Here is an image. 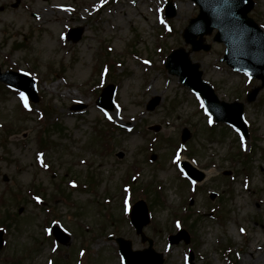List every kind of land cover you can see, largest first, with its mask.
Returning a JSON list of instances; mask_svg holds the SVG:
<instances>
[{
	"label": "rangeland",
	"instance_id": "1",
	"mask_svg": "<svg viewBox=\"0 0 264 264\" xmlns=\"http://www.w3.org/2000/svg\"><path fill=\"white\" fill-rule=\"evenodd\" d=\"M172 1L175 16L167 19L166 0H0L1 69L28 73L39 96L30 114L20 113L18 91L0 89V200L9 224L0 264H123L107 236L130 240L133 250L147 246L127 218L138 198L150 216L143 231L163 264H188L189 253L191 264H264V87L245 101L260 82L221 62L224 46L212 35L204 40L209 51L191 52L181 33L198 7ZM253 1L249 15L264 30V0ZM70 28L80 29L75 41L66 38ZM177 48L200 65L220 100L244 103L247 139L223 123L208 130L200 99L164 68ZM106 79L115 85L111 111L95 103L94 86ZM152 97L159 103L146 110ZM78 103L84 108L73 111ZM237 146L250 152L247 167L236 160ZM177 153L204 173L211 170L210 177L187 185L173 163ZM89 180L94 186L82 189ZM32 184L45 188L47 201L31 198ZM185 210L191 216L181 223ZM54 221L70 236L65 245L46 231ZM180 228L190 242L169 244Z\"/></svg>",
	"mask_w": 264,
	"mask_h": 264
},
{
	"label": "water",
	"instance_id": "2",
	"mask_svg": "<svg viewBox=\"0 0 264 264\" xmlns=\"http://www.w3.org/2000/svg\"><path fill=\"white\" fill-rule=\"evenodd\" d=\"M199 6L197 17L189 20L188 25L183 31L182 36L186 43L191 44V51L203 49L209 50L210 45L204 43L203 35L210 34L214 28L217 33L213 40L223 42L226 46L225 54L222 60H225L232 68L249 73L251 76L260 78L262 83L259 87L254 88L247 97V101H252L260 88L264 86V31L255 23L248 12L253 7L252 0H194ZM167 17L175 15V8L169 1L166 6ZM79 29H72L68 37L76 40L79 38ZM198 37V38H197ZM165 66L169 73L179 77L182 84L191 88L198 95L202 96L206 108L213 114L216 120H225L238 126L246 135V127L242 120L243 105L242 103H226L220 101L214 93L212 87L202 79V71L199 70V64L191 62L188 53L183 49L173 51L167 58ZM0 81L10 83L17 87L25 89L29 97L36 101L34 83L27 80L24 75L7 71L0 72ZM113 86L108 85L103 89V93L97 100V103L106 108L112 107ZM159 103V97H153L147 104V109L152 110ZM82 108L81 105L74 107ZM185 138V137H184ZM188 173L197 179L202 175L195 174L192 170ZM140 208V212H139ZM130 218L137 229L143 233L141 228L147 220V207L143 201H138L133 206ZM56 239L66 244L68 236L56 227L53 229ZM185 235L184 232L180 233ZM119 242L120 251L124 255L126 263L131 264L134 256L149 254L152 256L151 249L146 251H131L130 242L122 238L116 239ZM187 241V238L185 237ZM173 242L178 241V237L172 238ZM150 246L151 241L149 240ZM161 260H155L149 264H161Z\"/></svg>",
	"mask_w": 264,
	"mask_h": 264
},
{
	"label": "snow or ice",
	"instance_id": "3",
	"mask_svg": "<svg viewBox=\"0 0 264 264\" xmlns=\"http://www.w3.org/2000/svg\"><path fill=\"white\" fill-rule=\"evenodd\" d=\"M162 22H163V21H162ZM145 63H148V61H145ZM25 75H29V74H28V73H25ZM18 94H19L20 100L23 102L24 107H25V108H29V97L26 95V93L23 92V91H18ZM197 99H200V97L197 96ZM200 103H201V106L203 107V106H204V102H203V100H201ZM29 110H30V109H29ZM206 111H207V110H206ZM105 115L107 116V118H108L109 120H112V119H113V117H112L111 115H108L107 112H105ZM208 122H209V124L212 123L211 114H209V121H208ZM129 131H131V129H129ZM39 158H40V160H41V163L43 164V154H42V153L40 154V157H39ZM173 163L176 164V165L179 167V164H180V155H179V153L176 154L175 159L173 160ZM44 167H47V165L44 164ZM180 172H181V173H184V169H183V168H180ZM193 183H195V181H193ZM75 186H76V185L73 183V187H75ZM125 191H127V190H125ZM36 199H37V202L39 203V202H40L39 197H37ZM127 203H128V201L126 200V201H125V204L127 205ZM54 223H58V221H54ZM177 227H179V222H177ZM46 231H47L49 234L52 233V230H51V229H46ZM55 250H56V248L54 247V248H53V251H55ZM80 254H81V256L84 255L83 252H81ZM49 264H52V262L50 261Z\"/></svg>",
	"mask_w": 264,
	"mask_h": 264
},
{
	"label": "bare ground",
	"instance_id": "4",
	"mask_svg": "<svg viewBox=\"0 0 264 264\" xmlns=\"http://www.w3.org/2000/svg\"><path fill=\"white\" fill-rule=\"evenodd\" d=\"M211 173H212L211 170H207V171H205V174H206L207 177H210ZM256 255H257V256H261V254H256ZM262 256H264V255H262Z\"/></svg>",
	"mask_w": 264,
	"mask_h": 264
},
{
	"label": "trees",
	"instance_id": "5",
	"mask_svg": "<svg viewBox=\"0 0 264 264\" xmlns=\"http://www.w3.org/2000/svg\"><path fill=\"white\" fill-rule=\"evenodd\" d=\"M243 164H246V162H243ZM155 200H156V198H155ZM4 221H5L4 219L1 220L2 223H3ZM58 264H60V263H58Z\"/></svg>",
	"mask_w": 264,
	"mask_h": 264
}]
</instances>
